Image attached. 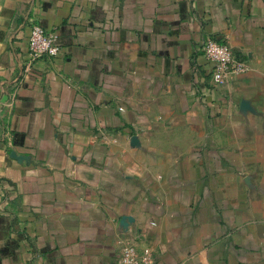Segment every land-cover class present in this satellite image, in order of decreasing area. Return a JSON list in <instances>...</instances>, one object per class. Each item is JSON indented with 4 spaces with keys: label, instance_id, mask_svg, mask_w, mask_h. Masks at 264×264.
I'll use <instances>...</instances> for the list:
<instances>
[{
    "label": "crops",
    "instance_id": "obj_1",
    "mask_svg": "<svg viewBox=\"0 0 264 264\" xmlns=\"http://www.w3.org/2000/svg\"><path fill=\"white\" fill-rule=\"evenodd\" d=\"M32 23L54 59L29 64ZM208 38L244 69L214 83ZM128 244L264 264V0H0V264Z\"/></svg>",
    "mask_w": 264,
    "mask_h": 264
},
{
    "label": "built area",
    "instance_id": "obj_2",
    "mask_svg": "<svg viewBox=\"0 0 264 264\" xmlns=\"http://www.w3.org/2000/svg\"><path fill=\"white\" fill-rule=\"evenodd\" d=\"M56 36L38 23H32L28 35L29 64L38 59L51 60L60 52L61 47L56 42ZM201 53L211 64V78L214 83L223 82L227 74L241 72L243 61L224 43L208 38L200 48ZM152 254L148 249L139 252L133 245L121 247L117 264H150Z\"/></svg>",
    "mask_w": 264,
    "mask_h": 264
}]
</instances>
